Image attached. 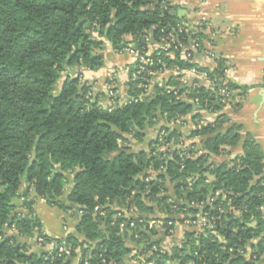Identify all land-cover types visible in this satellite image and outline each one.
<instances>
[{"label": "trees", "instance_id": "obj_1", "mask_svg": "<svg viewBox=\"0 0 264 264\" xmlns=\"http://www.w3.org/2000/svg\"><path fill=\"white\" fill-rule=\"evenodd\" d=\"M170 4L0 0V264H70L77 254L78 264H124L129 254L145 264H264V155L252 136L242 141V127L221 113L226 102L217 87L169 79L145 92L139 87L145 82L130 80L126 102L104 108L91 102L90 87L82 85V72L104 67V41L115 53L132 44L146 53L149 43L159 44L184 23ZM157 52L169 69L193 66L178 51L173 58L169 50ZM224 70L220 60L210 76L243 95L247 88L229 82ZM201 111L216 120L201 123ZM187 117L196 127L187 139L197 142L185 145L180 132L164 127L147 151L126 145L124 136L141 142L159 119L182 125ZM172 141L178 146L172 154L160 150ZM240 143L231 165L209 163ZM67 175H73L68 191ZM31 194L63 212L70 210L67 204L80 208L76 232L46 236ZM120 210L136 213L135 228L116 216ZM201 216L206 225L200 231L160 251V234L170 236L175 224ZM152 220L163 222L160 230L147 228ZM34 236L50 250L34 253L19 241ZM128 238L141 248H128Z\"/></svg>", "mask_w": 264, "mask_h": 264}, {"label": "crops", "instance_id": "obj_2", "mask_svg": "<svg viewBox=\"0 0 264 264\" xmlns=\"http://www.w3.org/2000/svg\"><path fill=\"white\" fill-rule=\"evenodd\" d=\"M170 5L174 14L184 11L177 16L194 31L200 33L203 45L206 48L211 47L216 55L215 61H210L201 54L197 55L196 60L208 69H215L218 62L223 61L226 79L240 88H247L239 97L235 94H239L240 91L234 92V98L226 102L221 113L229 119L230 123L242 127V141L245 135L252 136L264 155V0H173ZM102 55L104 62L108 65L96 72H82V85L86 84L90 87L92 103L104 108L116 104L122 105L127 100V84L132 80L131 57L127 54L115 53L111 48ZM74 72L75 70L72 73ZM110 92L114 94V97L110 96ZM236 103L239 104L237 107L234 106ZM199 115L201 123H212L217 117L216 114L204 112H200ZM164 127L180 132L185 145L198 141V139L193 141L187 139L190 132L196 128L191 118L187 117L182 125L165 124L159 119L156 124L144 131L141 142L134 140L131 136H124L128 141L126 145L134 151H147ZM177 147L172 141L167 149L172 154ZM162 149L163 147L160 150ZM240 153L241 143L229 153L212 156L209 163L214 166L231 165V161ZM147 175L148 179L153 180L156 174L149 171ZM70 176L73 179V175ZM213 181V176L208 175L207 184L211 185ZM25 187V184H22L19 192L23 193ZM31 195L35 198L33 210L46 236L63 239L76 232L80 220V208L67 204L70 210L63 212L49 207L44 200L34 194ZM15 203L18 213H22L19 208L22 199L16 200ZM133 214L137 216L136 213ZM157 230H160V227H157ZM192 231L194 229L182 223L176 224L171 236L160 234V249L168 252L173 245L183 239L185 233ZM77 237L79 241H84L83 235ZM19 241L26 244L34 253L50 250L49 247L40 248L35 236L20 238ZM126 245L132 250L141 248L129 238L126 239ZM78 259L77 254L71 259L70 264H78ZM123 262L124 264H145L136 260L133 254L125 256Z\"/></svg>", "mask_w": 264, "mask_h": 264}, {"label": "built area", "instance_id": "obj_3", "mask_svg": "<svg viewBox=\"0 0 264 264\" xmlns=\"http://www.w3.org/2000/svg\"><path fill=\"white\" fill-rule=\"evenodd\" d=\"M172 1L173 0H169L170 3ZM163 31L164 30L162 29L161 32ZM197 33L198 32L194 31L189 25L181 23L177 24L165 38H162L159 44L149 43V39L146 38L145 42L149 43V48L146 53L137 50L133 44L124 48L119 54H127L131 57L132 81L145 82V84L140 83L139 87H143L145 92H147L151 91L155 85L162 87L164 85L163 80L173 79L179 82L182 86L190 84L192 80H197L203 82L208 90L213 91L217 87L218 94L222 97L221 102H228L233 97L234 92L225 87L226 80L224 81L222 78L211 77L210 73L213 69L205 68L196 60L198 54L203 55L210 61L216 60V55L213 49L211 47L206 48L203 45L202 39L196 36ZM180 35L183 36L182 40H180ZM158 50L162 52L169 50L170 58H173V53L178 51L181 59L193 64V66L185 69H180L176 66L169 69L160 58L161 53L157 52ZM165 89L170 91L172 88L170 86H165ZM144 95L145 93L140 98H143ZM110 96L114 97V94L110 92ZM201 112L208 113L207 111ZM176 124L180 125L179 122ZM161 135H163V132L160 133V136ZM167 146L168 145L163 147L162 151L166 150ZM217 195L218 193H216V196ZM116 216L128 219L129 227L135 228V222L132 221V218L136 216L132 212L120 210ZM182 224L194 229V231H200L203 226L206 225V219L205 216H201L195 221L186 219ZM125 225V222L120 223L119 228L121 231L125 228ZM162 225L163 222L152 220L147 224V228H161ZM169 225H171V223H169ZM172 233L173 231H170V236ZM160 251L165 252L162 249H160ZM58 252L68 254V251L63 247H59Z\"/></svg>", "mask_w": 264, "mask_h": 264}, {"label": "rangeland", "instance_id": "obj_4", "mask_svg": "<svg viewBox=\"0 0 264 264\" xmlns=\"http://www.w3.org/2000/svg\"><path fill=\"white\" fill-rule=\"evenodd\" d=\"M110 45H109V43L107 42V41H104V50H103V53H106L108 50H110ZM107 62H104V66H107L108 64H106ZM67 72L68 73H72L73 72V70L72 69H68L67 70ZM117 75V74H116ZM61 78H63V76L61 77ZM134 148V147H133ZM67 185H66V190L68 191L69 190V188H70V186H71V183H72V176H70V175H67ZM64 197V196H63ZM63 200H64V198H63Z\"/></svg>", "mask_w": 264, "mask_h": 264}, {"label": "water", "instance_id": "obj_5", "mask_svg": "<svg viewBox=\"0 0 264 264\" xmlns=\"http://www.w3.org/2000/svg\"><path fill=\"white\" fill-rule=\"evenodd\" d=\"M180 13L182 14V13H184V11L177 12L176 14L180 15ZM173 152H174V151H172V153H173Z\"/></svg>", "mask_w": 264, "mask_h": 264}]
</instances>
